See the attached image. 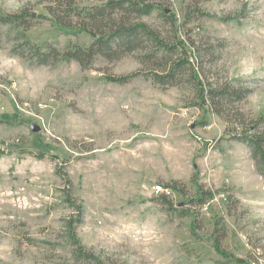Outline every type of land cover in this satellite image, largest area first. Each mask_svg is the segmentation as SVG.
<instances>
[{
    "label": "rangeland",
    "instance_id": "374dc122",
    "mask_svg": "<svg viewBox=\"0 0 264 264\" xmlns=\"http://www.w3.org/2000/svg\"><path fill=\"white\" fill-rule=\"evenodd\" d=\"M157 1L141 21L168 43L161 11L181 26L206 89L248 94L216 115L190 68L162 86L140 52L41 66L12 53L20 29L0 26V264H93L67 238L78 214L76 237L99 264H264V177L236 137L254 125L264 135V0ZM49 2L0 0V17L35 16V45H89ZM197 187L213 197L194 201Z\"/></svg>",
    "mask_w": 264,
    "mask_h": 264
},
{
    "label": "trees",
    "instance_id": "16d2710c",
    "mask_svg": "<svg viewBox=\"0 0 264 264\" xmlns=\"http://www.w3.org/2000/svg\"><path fill=\"white\" fill-rule=\"evenodd\" d=\"M48 1L50 5L44 8L57 25L86 33L92 41L87 46L70 45L64 50L50 44L35 45L25 38V32L35 21V16L26 11L4 15L0 17V26L21 30L16 33L15 39L21 41L22 45L14 47L12 53L22 59H29L31 63L34 61L41 66L75 62L81 69H88L97 57L113 62L125 55L140 52L142 63L149 65L153 71L150 77L162 86L177 85L178 79L186 73V68H190L191 73L188 77L191 82L193 80L197 89L196 95L202 105L204 107L208 105L216 115H221L226 107L241 101L248 94L230 86L215 90L206 89V85L199 78L197 67L189 60L190 49L193 47L179 36L181 26L175 25L171 16L165 15V10L161 11L162 17L172 30V42L168 43L156 30L141 21L158 9L157 0H106L103 4L90 6H78V0ZM37 18L43 19L42 16ZM134 76L135 74L111 77L108 80L124 84ZM250 128L252 132L247 130L236 137L241 138L249 147L257 171L264 177V135L256 131L255 125ZM196 193L194 201L201 205L213 197L212 193L203 192L200 187L196 188ZM162 199L167 198L163 196ZM67 201L81 213L71 199L68 198ZM170 208L173 209L172 206ZM80 218L81 215L78 214L77 220L67 222L68 241L74 247L77 258L99 264L91 254L84 251L76 237V225L73 223L78 224Z\"/></svg>",
    "mask_w": 264,
    "mask_h": 264
},
{
    "label": "water",
    "instance_id": "95a60500",
    "mask_svg": "<svg viewBox=\"0 0 264 264\" xmlns=\"http://www.w3.org/2000/svg\"><path fill=\"white\" fill-rule=\"evenodd\" d=\"M31 130H32L33 132H37V131H38V128H37L36 126H32Z\"/></svg>",
    "mask_w": 264,
    "mask_h": 264
},
{
    "label": "built area",
    "instance_id": "2783aa9c",
    "mask_svg": "<svg viewBox=\"0 0 264 264\" xmlns=\"http://www.w3.org/2000/svg\"><path fill=\"white\" fill-rule=\"evenodd\" d=\"M156 190H157V191H160L161 189L158 187V188H156Z\"/></svg>",
    "mask_w": 264,
    "mask_h": 264
}]
</instances>
